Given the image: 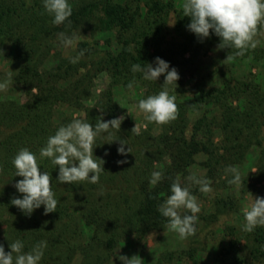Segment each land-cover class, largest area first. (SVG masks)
I'll list each match as a JSON object with an SVG mask.
<instances>
[{
	"label": "trees",
	"instance_id": "1",
	"mask_svg": "<svg viewBox=\"0 0 264 264\" xmlns=\"http://www.w3.org/2000/svg\"><path fill=\"white\" fill-rule=\"evenodd\" d=\"M42 11L41 0H0V44L6 41L13 50L14 59L19 64L16 82L25 93V104L0 102V218L8 217L7 236L0 245L8 252V244L19 239L24 243L23 250L30 251L39 241L45 240L47 247L40 264L70 261L75 254L83 256L81 264H101L103 260L100 256L89 255L87 244L80 245L77 241L81 231L75 229L80 224L87 227L96 246L107 245V248H112L120 239L132 234L145 235L165 227L166 218L157 211L159 204L170 194L171 184L177 182L178 176L192 164L193 156L200 152L209 153V141L215 130H220L224 136V151L235 156L242 149V144L237 142L241 136L244 135V139L249 141L259 136L261 124L258 125V115L264 113V92L252 82L230 78L225 70H218L224 77L222 86L208 87L207 80L211 74L198 76L196 69L179 62L178 54L183 57L196 45H218L219 38L210 35L201 42L187 30L190 18L183 16L182 7L177 8L176 0H148L142 6L136 4L134 7L125 0H92L72 6V15L69 18L71 24L65 22L58 29H55L56 26L51 28V18L41 14ZM171 12L176 13L174 34L168 33L167 28ZM61 31L70 35L89 34L97 38L100 34L108 35L103 40L106 50L101 56L102 59L99 58L94 65H97L96 73L106 72L111 82L92 107H86L85 103L91 98L92 78L96 74L94 69L78 74V63H69L67 58L59 54L55 58L54 66L43 68L49 49L55 43L54 36ZM43 48L47 49L46 53H43ZM85 48L84 54L91 51L88 42H82L78 49ZM231 51L219 49L223 58L230 55ZM262 53L264 51L257 45L240 57L254 59ZM156 57L167 61L179 74L177 87L170 93L176 94L177 115L175 120L167 123L169 131L162 136V140L148 144L139 143L129 130L119 137L116 132L118 140L111 144L106 143L105 146L103 142L106 140L98 137V146L93 149L95 157L103 160L102 152L105 149L111 153L112 158L126 160V163L118 166L111 164L114 163L112 161L103 160L102 167L105 171L99 174L97 183L81 181L76 185L59 184L55 180V166L48 158L39 155V150L45 145L47 138L60 125L74 119L64 118L54 123L53 112L56 106L64 104L84 111V118L79 119L92 125L100 118L103 121L116 118L112 93L114 87L119 85L127 90L126 85L135 76L134 86L141 85L144 88L143 98L162 90L163 80L144 81L140 73L133 74L130 71L132 64L146 66V63H153ZM193 78L195 82H190ZM240 100L243 101L242 107L232 105ZM209 105L220 111L218 117L208 118L202 115L193 122L191 134L187 137L185 132L189 124V112L200 111ZM119 140H123L127 144L124 147L130 150L125 156L117 154ZM25 147L36 154L41 171H47L51 175L50 185L58 201L54 212L44 214L41 206L31 216H25L11 204L13 198L22 195L14 187L16 181L22 177H13L11 160L20 148ZM155 147L161 148V153L168 151L172 158L170 168L162 174L160 182L153 186L149 183L150 177L147 173L150 151ZM138 161L146 168L142 177L136 174L130 181L133 193L139 198L133 203V207L129 202L118 204L113 200L103 199L99 192L110 193L103 192V186L111 187L118 174L124 177ZM205 167L210 172L214 170L210 162ZM118 208L121 211L116 213ZM251 233L256 244L254 257L264 256V250H261L264 247V230L257 228ZM59 246L64 252L56 258L54 254L58 253ZM167 258L171 259L169 256ZM155 264H162V261Z\"/></svg>",
	"mask_w": 264,
	"mask_h": 264
},
{
	"label": "rangeland",
	"instance_id": "2",
	"mask_svg": "<svg viewBox=\"0 0 264 264\" xmlns=\"http://www.w3.org/2000/svg\"><path fill=\"white\" fill-rule=\"evenodd\" d=\"M88 1L92 0H69V3L74 6ZM101 1L103 0H98V2ZM120 1L122 2L123 0ZM125 1L134 7L136 4H141L142 6L148 0ZM182 1L176 0L177 8L181 7ZM175 16L176 13L171 12L168 17L167 28L170 34H174ZM52 26L55 25L51 24V28H53ZM60 26H56L55 29L60 28ZM74 34L80 36L78 48L82 42H88L89 48H91V51L86 52L77 64L79 68L78 74L90 69H94V73H96L95 68L97 65L95 66L94 63H97L104 54L106 46L103 40L108 35L100 34L97 38L89 34ZM115 38L116 35L113 39L115 40ZM258 38L260 39L258 47L264 51V35H260ZM53 40H55V43L51 45L49 54L43 64V68L46 69L55 65V58L58 54L63 58H67L68 56H74L79 51L78 48L76 50H66L60 47L57 36H54ZM96 42H98V45H95ZM85 50L86 48L84 52ZM46 51L47 49L43 48V53H46ZM0 52L3 53V55L0 54V82L6 80L9 76L12 77L8 88L0 92V102L13 101L25 104L24 90L16 82L19 64L14 59V52L10 49L9 43L3 41L0 44ZM177 58L180 63L189 66L191 69H196L195 73L198 76L211 74L207 80L208 87H221L224 77L219 74L218 70H225L230 78L252 82L264 92V53L254 59L252 57H237L234 60H228L220 56L216 44H206L193 46L183 57L178 54ZM157 80H164L163 75ZM193 81L195 82L194 78L193 80L190 79V82ZM110 82V76L104 71L94 75L92 78V94L89 101L85 103L86 107H92L97 102L102 94L106 92ZM112 93L117 117L124 116L119 130L113 132L115 138H117L116 132L119 137L124 136L125 132L129 130L131 136H134L141 144L162 140V136L169 131L167 124L147 123L136 108L137 101L144 96V88L141 85L133 86L132 89L127 90L118 85L112 89ZM242 104L243 101L241 100L232 103L234 107L238 105L242 107ZM219 114L220 111L210 105L200 111H190L188 114L189 124L185 132L186 136H190L193 122L202 115L212 118L218 117ZM84 116V111L65 106L64 104L57 105L53 112L54 123H58L64 118L75 119L84 118ZM260 124V133L258 131L260 137L257 135L258 137H254L253 141H249L245 140L243 135L238 139L237 142L242 144V149L237 153V156L224 151V136L220 130H215L209 141V153L200 152L194 155L192 164L178 176V182L182 186H189L190 191L197 198V202L200 205V212L197 214L196 234L194 236L181 240L175 232L170 231L165 226L145 235L134 236L132 234L129 237L120 239L112 248H107V245L96 246L91 238V231L80 224V227L75 229V231H81V233L78 232L80 235L78 234L77 241L80 242V245L87 244L89 255L100 256L103 260L101 264H112V260L113 264H122L116 258L119 255L129 258L135 255L142 260L140 264H155L159 260L162 261V264H193V262L197 264H264V256L256 258L253 255L256 244L253 241L252 233L242 231L244 223L243 209L250 207L251 196L253 199L257 196L264 197V113L262 112L258 115V125ZM134 126H136V130L132 131ZM105 142H103L104 146L106 145ZM161 151L162 149L159 147H155L150 151L149 173H147L149 177L153 171H160L164 174L170 168L171 155L168 151L164 153H161ZM102 159L112 161L114 163L111 164L118 166H123L124 164H118L117 161L119 160L112 158L111 153L105 149L102 152ZM209 162L214 168L211 172L208 171V167H205ZM139 163L138 161L137 165L139 168H137V165L133 166L130 172H127V175L124 176L125 178L118 174L114 179L115 183L111 187L107 188L101 185L104 188L102 189L103 192H110H99L103 199L113 200L116 203L118 202V204L129 202L130 206H132L139 198L137 199V194L133 193L130 181L136 174L142 177V173L145 174L144 168H146ZM108 165L112 166L109 163ZM228 166L235 167L241 175L243 183L239 189L227 182L230 176L225 174V168ZM192 173L206 175L210 181L212 191L203 193L199 191V186L190 184L187 181V177ZM127 180L128 182H126ZM95 195L97 196V193ZM119 211H121L120 208L116 209V213ZM7 218V216L0 218V244L7 236ZM68 222L72 224L71 220H68ZM257 228L264 230V227ZM57 249L58 253L55 252L54 254L56 258L64 252L60 246ZM262 249L264 250V247ZM168 256L171 259H168ZM82 258V255L75 254L72 260L58 262L57 264H81Z\"/></svg>",
	"mask_w": 264,
	"mask_h": 264
},
{
	"label": "clouds",
	"instance_id": "3",
	"mask_svg": "<svg viewBox=\"0 0 264 264\" xmlns=\"http://www.w3.org/2000/svg\"><path fill=\"white\" fill-rule=\"evenodd\" d=\"M41 4L43 9L41 14L49 16L53 25L58 26L65 22L71 24L69 18L72 15V5L69 0H41ZM181 7L183 16L190 18L187 30L201 42L210 35L218 37V49L232 50L226 57L228 60L243 56L250 48L257 47L260 43L258 37L264 35V0H183ZM57 41L63 49L76 50L80 36L68 35L61 31L57 33ZM0 54L3 55L2 52ZM83 55L84 50L80 49L67 59L69 63L76 64ZM130 71L133 74L140 73L141 79L149 82H156L161 75L164 77L161 91L139 99L136 103V108L144 120L157 125L175 120L177 115L175 95L170 93L175 91L176 81L179 79L176 68L170 67L167 61L156 57L153 63H146V66L132 64ZM11 80L12 77L9 76L0 82V92L8 88ZM134 82L135 76L126 87L132 89ZM123 119L124 116L106 121L100 118L95 125L79 118L72 119L60 125L54 134L47 138L45 145L39 150V155L48 158L55 166L57 169L55 180L59 184L76 185L81 181L97 183L99 174L105 170L102 167L103 160L93 155L94 147L98 146L96 140L102 137L108 144L117 141L112 130L118 131ZM135 130L136 126L132 128V131ZM124 145L127 144L119 140L116 149L118 155L125 156L130 153L129 148L126 149ZM117 163H126V160H119ZM11 164L14 168L13 177H22L14 184L16 191L22 195L13 198L11 204L25 216H31L34 210L40 209L41 206L44 214L56 211L58 201L50 185L51 175L47 171H41L36 154L26 147L20 148L12 158ZM225 174L230 176L227 182L239 189L243 183L239 171L228 166L225 168ZM161 178L160 171H153L149 179L150 185L155 186ZM187 181L199 186L200 192L212 191L206 175L192 173L187 177ZM169 191L170 194L159 204L157 211L166 218L167 228L175 232L181 240H185L196 234L200 205L189 186H181L178 181L171 184ZM251 199L250 207L243 209L244 232L264 227V197L257 196L253 199L251 196ZM8 246L10 251L5 252L4 246L0 245V264H40L47 241H39L30 251L23 250L24 243L19 239ZM116 258L122 264H140L142 261L135 255L131 258L119 255Z\"/></svg>",
	"mask_w": 264,
	"mask_h": 264
}]
</instances>
